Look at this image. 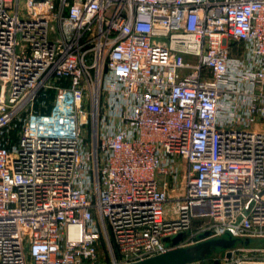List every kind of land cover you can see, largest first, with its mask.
<instances>
[{"label":"built area","instance_id":"built-area-1","mask_svg":"<svg viewBox=\"0 0 264 264\" xmlns=\"http://www.w3.org/2000/svg\"><path fill=\"white\" fill-rule=\"evenodd\" d=\"M179 235L264 264V0H0V264Z\"/></svg>","mask_w":264,"mask_h":264},{"label":"water","instance_id":"water-1","mask_svg":"<svg viewBox=\"0 0 264 264\" xmlns=\"http://www.w3.org/2000/svg\"><path fill=\"white\" fill-rule=\"evenodd\" d=\"M185 235H179L165 241L175 248L169 252L132 264H195L210 259L215 253L235 248L239 241L235 239H216L201 242L191 247H178L184 240ZM246 245L251 241L247 240ZM231 257V254H228Z\"/></svg>","mask_w":264,"mask_h":264},{"label":"rangeland","instance_id":"rangeland-1","mask_svg":"<svg viewBox=\"0 0 264 264\" xmlns=\"http://www.w3.org/2000/svg\"><path fill=\"white\" fill-rule=\"evenodd\" d=\"M250 249L251 250H259L260 251V253L249 254L250 257H254V256H257L259 258L264 257V241L263 240L254 241L251 244ZM222 255H223V251L220 250L219 252L215 253L210 259H208L209 263L213 264L211 259L214 258V257L215 258H219Z\"/></svg>","mask_w":264,"mask_h":264}]
</instances>
